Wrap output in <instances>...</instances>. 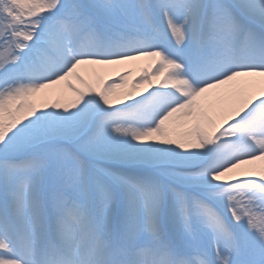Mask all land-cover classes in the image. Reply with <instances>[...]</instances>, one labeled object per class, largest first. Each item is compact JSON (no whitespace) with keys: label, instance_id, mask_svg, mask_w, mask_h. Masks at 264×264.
<instances>
[{"label":"snow or ice","instance_id":"1","mask_svg":"<svg viewBox=\"0 0 264 264\" xmlns=\"http://www.w3.org/2000/svg\"><path fill=\"white\" fill-rule=\"evenodd\" d=\"M0 264H264V0H0Z\"/></svg>","mask_w":264,"mask_h":264},{"label":"bare ground","instance_id":"2","mask_svg":"<svg viewBox=\"0 0 264 264\" xmlns=\"http://www.w3.org/2000/svg\"><path fill=\"white\" fill-rule=\"evenodd\" d=\"M139 63V64H137ZM147 65V63L142 62L141 61H135V62H130L128 65L123 66L124 70L130 69V71L132 72V77L131 79H138L139 75L142 72L143 67H145ZM132 67V68H131ZM86 76L89 75L88 72H84L82 73ZM96 75L101 76V77H108L109 79H115L116 75L113 71H110L108 68H103V69H98L96 72ZM73 83H76V81L73 79ZM63 88V84L61 86H58ZM64 91L66 92L67 89L64 88ZM260 162H257V164H259Z\"/></svg>","mask_w":264,"mask_h":264},{"label":"rangeland","instance_id":"3","mask_svg":"<svg viewBox=\"0 0 264 264\" xmlns=\"http://www.w3.org/2000/svg\"><path fill=\"white\" fill-rule=\"evenodd\" d=\"M142 62H145V63H148V61L147 60H142ZM137 64H139V63H137ZM132 68V67H131ZM110 71H113L111 68H108ZM127 70H130V69H127ZM67 92V91H66ZM68 95H70V93H68Z\"/></svg>","mask_w":264,"mask_h":264}]
</instances>
